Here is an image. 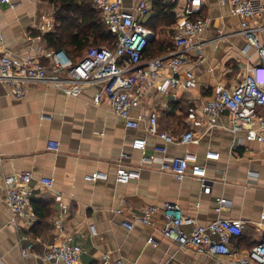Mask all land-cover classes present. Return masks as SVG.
Segmentation results:
<instances>
[{
  "label": "crops",
  "instance_id": "0c3cea01",
  "mask_svg": "<svg viewBox=\"0 0 264 264\" xmlns=\"http://www.w3.org/2000/svg\"><path fill=\"white\" fill-rule=\"evenodd\" d=\"M122 1L124 10L130 11L141 0ZM156 1L169 8L175 17L173 24L156 28L151 20L155 17ZM83 2L87 1L78 0L79 5ZM186 3L187 0L149 1L150 10L142 23L155 29L152 38L167 50L174 49L179 15ZM58 12L59 6L49 0H14L0 5V52L17 64L29 59L47 65L49 55L56 49L46 35L60 32L65 25ZM199 16L205 19L207 27L196 39L203 44L200 56L189 54L193 61L203 59L197 61L191 88L160 94L159 85L167 76L164 72L160 82L146 86L144 97L130 111L133 120L153 113L159 130L174 137L192 132L194 139L188 146L165 145L146 132V123L138 129L126 128L124 119L114 115L107 104L96 101L95 94L102 86L85 88L78 97H71L45 84H27L24 95L18 98L0 84L3 264H47L39 256L47 246L64 240L82 248L80 264H115L119 260L122 264H216L213 258L191 248L181 251L165 238L161 217L155 219L151 228L136 224L132 231H127L121 226L140 207H161L164 203L176 205L200 225L216 219L244 224L242 235L231 244L234 255L220 257L222 264H232L263 240L264 145L248 140L244 132L232 133L227 115L210 125L212 121L202 109L216 86L231 89L241 80L245 60L240 51L245 41L235 34L239 19L231 14L229 6H222L217 0H201ZM81 25L80 18L71 31L77 33L76 27ZM219 37L222 38L217 40ZM136 139L145 140L144 150L133 148ZM49 141L60 143L57 153L47 150ZM162 145L167 148V157L181 156L185 151L197 156L206 170L208 194L202 192L197 179L186 177L179 181L159 171L163 157L154 148ZM143 156L152 158L150 165H141ZM137 168L138 180L128 184L115 182L119 172ZM22 172L32 176L31 203L36 219L27 225L24 218L18 217L14 227L8 223L10 211L1 180ZM96 173L107 174L108 179L84 180ZM41 178L51 179L52 189H43L38 183ZM219 198L226 201L222 208L217 203ZM116 210L122 213L116 214ZM91 225L95 227L94 236L89 231ZM102 255L108 257L107 263L101 260Z\"/></svg>",
  "mask_w": 264,
  "mask_h": 264
},
{
  "label": "built area",
  "instance_id": "2783aa9c",
  "mask_svg": "<svg viewBox=\"0 0 264 264\" xmlns=\"http://www.w3.org/2000/svg\"><path fill=\"white\" fill-rule=\"evenodd\" d=\"M13 1L0 0V5H8ZM149 1L153 0H141L130 11H126L122 0H92L93 10L116 38L113 49L90 47L77 61L72 60L64 50H55L49 55L47 65L29 59L17 64L0 52V84L8 87L18 98L24 95L27 84H45L71 97H78L85 88L102 86L95 94L96 101L107 104L114 115L124 119L126 128L138 129L142 123H146V132L165 145H190L194 139L192 132L174 137L159 130L157 117L153 113L149 116L139 115L133 120L130 111L144 97L146 86L160 82L164 72L167 76L164 83L159 85L160 94L188 91L193 85L198 59L193 61L189 54L200 56L203 44L196 39L207 27L205 19L199 16L201 0H187L179 15L174 49L163 56L143 61L142 53L153 37L151 30L142 23L150 10ZM217 1L222 6H229L231 14L239 19V30L235 34L244 38L245 44L240 53L245 62L240 82L231 89L223 85L216 86L213 95L204 101L202 109L212 121L210 125L214 126L216 119L227 115L232 133L244 132L248 140L264 145V86L261 85L264 82V4L262 0ZM2 44L0 31V47ZM202 61L200 58L198 62ZM256 73L258 82L255 80ZM165 145L154 148V152L163 157L158 166L159 171L169 173L179 181L186 177L197 179L202 192L208 194L210 187L206 170L199 164L197 156L185 151L181 156L167 157ZM46 147L48 151L57 153L60 143L49 141ZM145 147L144 139L133 142L136 150H144ZM151 162V157L143 156L141 159L142 166L150 165ZM139 168L119 172L115 182L128 184L138 180ZM107 179V174L103 173L84 178L89 182ZM31 180V174L26 172L15 173L1 180L4 201L10 211L9 225L16 227L18 217L24 218L27 225L35 222ZM38 183L46 190L53 187V181L49 178H41ZM225 202L222 198L217 199L220 208ZM115 213L121 214L122 211L116 210ZM157 217H161L162 235L175 243L178 249L186 251L191 248L197 254L213 258L216 264H222L220 257L234 255L232 241L239 238L244 229L242 222L227 219H216L208 225H200L170 203H164L161 207L142 206L131 219L123 220L121 226L127 231H132L136 224L151 228ZM186 228L190 229L189 232ZM89 231L92 236L96 235L93 225ZM149 242L154 244L152 239ZM82 253L79 245L64 240L47 246L39 259L47 264H80ZM23 255H27L26 251H23ZM101 260L107 263L108 257L102 255ZM0 264L3 263L0 261ZM115 264L122 262L119 260ZM232 264H264V238L244 255L235 258Z\"/></svg>",
  "mask_w": 264,
  "mask_h": 264
},
{
  "label": "trees",
  "instance_id": "16d2710c",
  "mask_svg": "<svg viewBox=\"0 0 264 264\" xmlns=\"http://www.w3.org/2000/svg\"><path fill=\"white\" fill-rule=\"evenodd\" d=\"M59 6L60 20L65 24L62 30L55 34L46 35L48 43L56 50H64L67 55L74 61L82 58L90 47H108L113 49L116 38L111 35L106 25L101 21L98 13L92 10V0H86L82 5L78 4V0H49ZM155 17L151 20L157 26L170 25L175 22V17L169 11V8L156 1L154 4ZM78 15V18L75 16ZM82 19V24L78 28L77 33H73V25L78 19ZM146 28L151 30L153 36L155 29L152 26L144 24ZM172 49L167 50L165 47L158 45L154 38L150 40L144 52L142 60H150L167 54ZM34 209V206H33ZM36 217V209H34Z\"/></svg>",
  "mask_w": 264,
  "mask_h": 264
},
{
  "label": "clouds",
  "instance_id": "9594fccd",
  "mask_svg": "<svg viewBox=\"0 0 264 264\" xmlns=\"http://www.w3.org/2000/svg\"><path fill=\"white\" fill-rule=\"evenodd\" d=\"M262 75H263V77H264V71H262ZM255 80H256L257 82L259 81V77H258V74H257V73H256V75H255ZM261 85L264 86V82H263Z\"/></svg>",
  "mask_w": 264,
  "mask_h": 264
},
{
  "label": "water",
  "instance_id": "95a60500",
  "mask_svg": "<svg viewBox=\"0 0 264 264\" xmlns=\"http://www.w3.org/2000/svg\"><path fill=\"white\" fill-rule=\"evenodd\" d=\"M150 40H152V39H150Z\"/></svg>",
  "mask_w": 264,
  "mask_h": 264
}]
</instances>
